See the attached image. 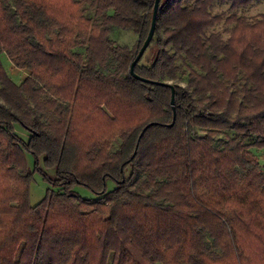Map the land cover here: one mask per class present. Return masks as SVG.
I'll use <instances>...</instances> for the list:
<instances>
[{"label":"trees","instance_id":"16d2710c","mask_svg":"<svg viewBox=\"0 0 264 264\" xmlns=\"http://www.w3.org/2000/svg\"><path fill=\"white\" fill-rule=\"evenodd\" d=\"M189 1H161L155 57L135 67L171 84L183 61L174 122L171 89L130 72L155 0H0V264H264V14ZM37 172L50 187L33 207Z\"/></svg>","mask_w":264,"mask_h":264},{"label":"rangeland","instance_id":"374dc122","mask_svg":"<svg viewBox=\"0 0 264 264\" xmlns=\"http://www.w3.org/2000/svg\"><path fill=\"white\" fill-rule=\"evenodd\" d=\"M196 0H190L186 2L185 5H192ZM213 15H224L226 17L231 16L233 13L230 10V5L220 6L216 5L212 10ZM88 14L93 16V11H89ZM238 16L247 18L249 20H254L258 18L260 15L264 14V0H258L248 9H242L237 12ZM221 32L223 33L224 39L229 38V28L221 25L216 27L212 32ZM111 35L112 40L121 47H128L130 49H134L138 44V36L135 35L133 32L120 30L115 31ZM209 33V34H210ZM82 52V51H81ZM155 57V48L150 46L146 51L143 59L142 65H150ZM2 64L10 76V78L17 84L20 85L24 82V80L30 75L28 71L18 70L14 67L11 61L8 59L6 54L1 55ZM178 66L180 67V72L178 77L175 81L170 82L171 84H177L179 86L185 87L188 81V69L185 67L183 61L178 62ZM17 133L24 139L28 140V134L24 131L23 128L17 126L16 127ZM219 140H223V136L219 138ZM253 153L259 159L261 165H264V148H254ZM28 162L31 168H34V158L31 155H27ZM51 175H54V172H50ZM50 186L48 183L43 179L41 173L37 172L34 175V181L30 188V203L33 207L38 205L46 196L47 190ZM109 191H112L115 188L114 183L110 182L108 184ZM76 192L84 199H95L96 196L88 189L84 187H77Z\"/></svg>","mask_w":264,"mask_h":264},{"label":"water","instance_id":"95a60500","mask_svg":"<svg viewBox=\"0 0 264 264\" xmlns=\"http://www.w3.org/2000/svg\"><path fill=\"white\" fill-rule=\"evenodd\" d=\"M162 0H155L154 3V10H153V16H152V22H151V27H150V31L149 34L143 44V46L141 47L136 59L134 60V62L132 63L131 67H130V72L133 75L134 78L144 82V83H148V84H152V85H159V86H167L171 89V107L174 113V122L176 119V90L175 87L169 83H164V82H154V81H150L144 78L139 77L136 73H135V67L136 65L142 60V58L144 57L146 51L148 50L149 46L151 45L154 37H155V33H156V27H157V18H158V12H159V8H160V4H161ZM149 127V126H148ZM148 127L146 128V130L148 129Z\"/></svg>","mask_w":264,"mask_h":264}]
</instances>
